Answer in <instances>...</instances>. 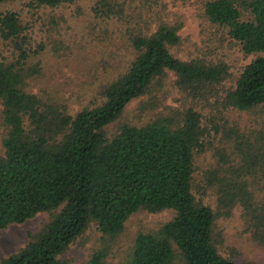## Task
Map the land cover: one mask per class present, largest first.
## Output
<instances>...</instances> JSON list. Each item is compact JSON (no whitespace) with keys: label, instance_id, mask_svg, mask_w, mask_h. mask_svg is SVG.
<instances>
[{"label":"trees","instance_id":"obj_1","mask_svg":"<svg viewBox=\"0 0 264 264\" xmlns=\"http://www.w3.org/2000/svg\"><path fill=\"white\" fill-rule=\"evenodd\" d=\"M72 1L29 3L54 7ZM113 7L119 18L123 2ZM201 10L243 53L254 55L240 67L221 105L249 110L264 104V0H204ZM93 11L107 15L97 5ZM129 30L122 34L125 65L115 70L107 63L102 70L108 75L94 93L98 100L70 113L65 103L27 89L39 65L29 60V37L18 14L0 11V38L14 53L0 59V228L47 212L40 229L0 264H68L59 254L88 222L99 235L85 264H238L218 252L215 212L192 191L194 157L203 147L199 112L188 105L178 115L120 121L109 135L104 130L166 71L180 89L199 92L218 82L223 68L202 57L174 55V22L160 20L148 33ZM223 132L217 157L201 169L203 182L214 190L222 216L238 207L243 230L264 250V130L249 136ZM139 209L172 213L156 228L136 231L125 257L115 261L124 222Z\"/></svg>","mask_w":264,"mask_h":264},{"label":"rangeland","instance_id":"obj_2","mask_svg":"<svg viewBox=\"0 0 264 264\" xmlns=\"http://www.w3.org/2000/svg\"><path fill=\"white\" fill-rule=\"evenodd\" d=\"M29 1L0 0V11L13 10L18 14L22 33L29 37V60L37 62L40 68L38 75L28 80L27 89L65 103L70 113L98 100L94 93L108 75L102 70L107 63L115 70L125 65L121 44L122 34H129L125 29L148 33L160 20L174 22L178 24L179 35L177 44L171 47L174 55L184 60L198 56L208 63L221 65L222 78L199 92L180 89L174 83V75L166 71L152 80L140 96L127 102L119 117L104 130L109 135L120 121L137 124L156 115H178L188 105L196 109L203 128V147L194 157L192 191L196 199L215 212L212 234L216 248L238 264H264V250L253 244L243 230L238 207L222 216L215 208L214 190L206 187L201 176V169L217 157L216 148L226 139L223 129L232 130V135L243 133L245 136L264 130V104L249 110L221 105V96L233 85L240 67L254 55L243 53L223 27L205 19L201 10L204 0H120L124 8L119 18L117 7H113L119 0H106L109 8L102 0H73L54 7L35 6ZM96 5L101 11L109 9L107 15H96L93 11ZM12 55L9 41L0 38V59H9ZM2 133L0 123V154ZM171 213L170 209H139L131 213L116 240L113 260L125 257L136 231L156 228ZM46 218L47 212L38 211L21 222L0 228V258L21 247ZM98 235L95 224L88 222L59 258L66 259L68 264H85Z\"/></svg>","mask_w":264,"mask_h":264}]
</instances>
